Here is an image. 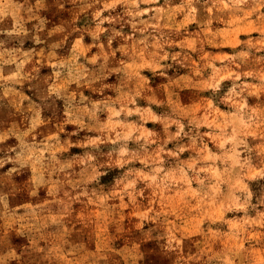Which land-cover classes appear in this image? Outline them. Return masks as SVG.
Here are the masks:
<instances>
[{"label": "rangeland", "instance_id": "1", "mask_svg": "<svg viewBox=\"0 0 264 264\" xmlns=\"http://www.w3.org/2000/svg\"><path fill=\"white\" fill-rule=\"evenodd\" d=\"M0 264H264V0H0Z\"/></svg>", "mask_w": 264, "mask_h": 264}]
</instances>
